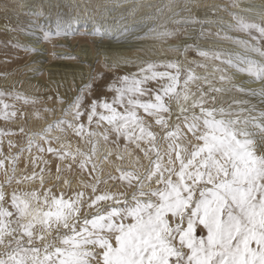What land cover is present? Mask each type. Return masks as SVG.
Returning <instances> with one entry per match:
<instances>
[{
  "label": "snow or ice",
  "instance_id": "1",
  "mask_svg": "<svg viewBox=\"0 0 264 264\" xmlns=\"http://www.w3.org/2000/svg\"><path fill=\"white\" fill-rule=\"evenodd\" d=\"M0 14L32 56V76L0 85V264H264V0H0ZM76 36L95 51L53 55L100 70L31 85L45 45ZM28 109L46 123L28 127Z\"/></svg>",
  "mask_w": 264,
  "mask_h": 264
},
{
  "label": "bare ground",
  "instance_id": "2",
  "mask_svg": "<svg viewBox=\"0 0 264 264\" xmlns=\"http://www.w3.org/2000/svg\"><path fill=\"white\" fill-rule=\"evenodd\" d=\"M203 2L205 4H213V3H220L222 2V0H203ZM225 19H227V17H225ZM4 17L2 14H0V34H4L7 35L9 38L8 40L6 39V41H0V52L1 53H10L12 49V46H8L9 44H11V40H9L10 38L13 40L19 39L20 41H27V37L25 35H21V34H13L11 32H6L4 30ZM80 28H83L84 25L83 23H81L79 25ZM87 39H89L88 41H83L79 43V47L76 48V44L74 45L69 37V42L67 44H69L70 49L67 48H63V49H57L64 51L65 52H71L73 50V52H79L81 47L84 46L85 44L92 49L93 51H95V46L93 44V38L88 36ZM107 43V41L105 42ZM113 43H115L113 41ZM211 43V42H210ZM49 47H52L51 44H48ZM225 46H229V45H225ZM72 49V50H71ZM51 52V50H49ZM114 51L116 52H124V54H130L127 53L125 50H119V49H114ZM49 59L50 62L45 63V52L40 54V59L38 61V64L41 66L42 70H46V74L45 77L44 76H39V78H33L30 81L31 85H40L41 86V91L45 92V93H54L56 91V83L55 82H60L63 83L64 82V78L65 76H67L68 82L71 83L72 82V77L70 75V73H72L73 71H77V72H84V73H88L91 68L89 67V65H93V60L94 58L92 56H88L84 58V65L83 67H79L77 66V63L71 62L68 59H59L56 56L53 55V53L49 54ZM170 55V54H169ZM32 58V56L30 57V59ZM100 60L104 59V55L101 54L99 57ZM4 60V57H3ZM44 74V73H43ZM8 75V74H7ZM32 76V73L28 72L27 68L25 67V64L21 66V70L16 73V74H10L8 75V80L5 81L2 77V79L0 80V85H3L4 83H12L16 80H27L28 77ZM78 82V81H77ZM60 93H65L66 89L61 87L59 89ZM74 92V91H73ZM48 107H57L59 108V104L55 103V100L53 101H48L47 105ZM28 113H29V119H28V127L35 129L38 128L40 126H43L46 121L44 119H39L37 117V115L32 112L31 109H28ZM43 115L47 116V118L49 120L53 119L54 116H52L51 114L48 113H44ZM24 121H15V122H11V125L15 126L17 124L23 123ZM14 139V138H13ZM18 143H23V141H19ZM22 167V165H21Z\"/></svg>",
  "mask_w": 264,
  "mask_h": 264
},
{
  "label": "rangeland",
  "instance_id": "3",
  "mask_svg": "<svg viewBox=\"0 0 264 264\" xmlns=\"http://www.w3.org/2000/svg\"><path fill=\"white\" fill-rule=\"evenodd\" d=\"M81 29L83 30V28H81ZM87 37L88 36L70 37V40L74 45L76 44V48H78L80 41L83 42V41L89 40V39H87ZM5 38L8 40L9 37L7 35L0 34V41H6ZM9 40L14 41L11 38ZM45 46L48 49V51L45 52V56H46L45 63H48V62H50V59H49L50 55L49 54L53 53L54 51H57V49H53V47H49L48 44H46ZM65 48L70 49L69 44H66ZM12 49L13 50H11L10 53L4 54V53L0 52V73L7 72L8 75L16 74L21 70L22 65L26 64L27 61L31 60L30 59L31 54H26L23 50L17 51V50H15L14 46H12ZM49 50H51V52ZM58 51H61V50H58ZM64 52H65V50H64ZM71 53L75 54L76 52L74 53L72 50ZM3 57H4V60H3ZM70 61L77 63L76 61H72V60H70ZM92 66L96 67L97 70H100V67H101L98 64H93ZM42 72L44 73L42 76L45 77L46 70H42ZM1 79H2V76H0V80ZM72 91H75L74 87H73ZM61 94H63V93H61ZM7 123L11 124V122H7ZM4 124H5V122L3 120H0V126H4ZM13 138L15 139V137H13ZM18 142L19 141H17V143Z\"/></svg>",
  "mask_w": 264,
  "mask_h": 264
}]
</instances>
